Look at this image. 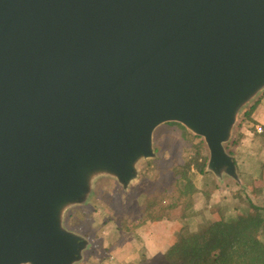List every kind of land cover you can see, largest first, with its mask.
<instances>
[{
    "label": "water",
    "instance_id": "obj_1",
    "mask_svg": "<svg viewBox=\"0 0 264 264\" xmlns=\"http://www.w3.org/2000/svg\"><path fill=\"white\" fill-rule=\"evenodd\" d=\"M264 92V0H0V264H78L65 226L97 180L124 191L181 124L206 171Z\"/></svg>",
    "mask_w": 264,
    "mask_h": 264
},
{
    "label": "rangeland",
    "instance_id": "obj_2",
    "mask_svg": "<svg viewBox=\"0 0 264 264\" xmlns=\"http://www.w3.org/2000/svg\"><path fill=\"white\" fill-rule=\"evenodd\" d=\"M263 96L264 92L239 113L231 140L225 146L233 157L240 182L228 177L218 181L206 171V182L211 184L208 187L214 189V193L209 200L202 192L193 196L189 219H182L180 207L163 213L160 208L173 201L169 198L175 192V169L189 159L192 147L201 143L208 156L203 140L181 124L170 123L156 129L153 135L155 157L139 163L138 177L128 190L124 191L108 178L97 180L88 202L69 210L65 216L67 229L88 241L78 264H166L163 254L178 241L179 229L196 230L212 222L213 214L222 210L227 218L236 219L246 213V198L264 207V171L260 169L264 160V126L244 117ZM193 177L196 186L205 189L203 176L194 171ZM240 189L241 201L232 197ZM157 214H163L160 220L155 219Z\"/></svg>",
    "mask_w": 264,
    "mask_h": 264
},
{
    "label": "trees",
    "instance_id": "obj_3",
    "mask_svg": "<svg viewBox=\"0 0 264 264\" xmlns=\"http://www.w3.org/2000/svg\"><path fill=\"white\" fill-rule=\"evenodd\" d=\"M258 103L259 101L254 103L244 113L247 120L252 121V112ZM262 137L264 138V132ZM192 148L194 149L189 159L175 169V192L169 198L173 201H169L167 206L160 205L162 213L180 207L182 219L192 217L193 196L202 192L204 198L209 200L214 193V189L208 187L211 184L206 182L208 156L203 152L201 143ZM260 169L264 171V160ZM194 171L203 176L205 189L201 190L196 186ZM240 193L241 189L232 197L241 201L243 196ZM246 199V213L239 214L236 219L227 218L222 210L214 213L212 222L205 223L196 230H188V227L179 229L178 241L163 254L162 259L166 264H264V207ZM157 215L155 219L160 220L163 214Z\"/></svg>",
    "mask_w": 264,
    "mask_h": 264
},
{
    "label": "crops",
    "instance_id": "obj_4",
    "mask_svg": "<svg viewBox=\"0 0 264 264\" xmlns=\"http://www.w3.org/2000/svg\"><path fill=\"white\" fill-rule=\"evenodd\" d=\"M252 122L257 123L259 125L264 126V96L262 98V101H260L258 107L256 108L255 112H253L251 116ZM256 130H257V125H256ZM214 214H213V220H214ZM212 220V221H213Z\"/></svg>",
    "mask_w": 264,
    "mask_h": 264
},
{
    "label": "built area",
    "instance_id": "obj_5",
    "mask_svg": "<svg viewBox=\"0 0 264 264\" xmlns=\"http://www.w3.org/2000/svg\"><path fill=\"white\" fill-rule=\"evenodd\" d=\"M257 131L260 133V132H261V129L258 127V128H257Z\"/></svg>",
    "mask_w": 264,
    "mask_h": 264
}]
</instances>
